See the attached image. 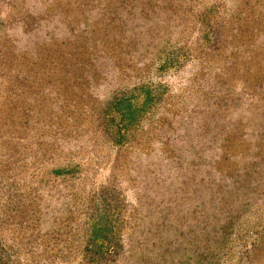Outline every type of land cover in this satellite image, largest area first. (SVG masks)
<instances>
[{"label": "trees", "instance_id": "1", "mask_svg": "<svg viewBox=\"0 0 264 264\" xmlns=\"http://www.w3.org/2000/svg\"><path fill=\"white\" fill-rule=\"evenodd\" d=\"M125 1L67 0L66 8L54 11V0H17L15 17L4 12L12 21L7 35L0 34V169L10 158L19 163L26 156L22 147H12L17 121L29 133L39 125L28 137L32 158L87 161L94 143L80 141L99 126L108 147L122 145L123 133L140 123L132 106V94L139 91L145 113L158 108L147 128L140 127L125 143H135L130 157L147 160L142 179L131 188L136 215L129 224L119 215L114 227L98 221V194L87 191L75 168L51 171L66 183L79 179V192L89 197L82 202L86 219L75 226L77 237L86 231L85 240L79 248L73 239L68 254L92 264H231L237 249L253 247L264 264L263 229L255 232L257 244H235L250 231L247 218L264 203V12L258 8L264 0H210L199 21L192 14L199 0H180L177 41L161 39L156 49L139 23L162 18L157 0H148L150 17L141 11L145 3ZM164 13L169 23L174 14ZM219 13L221 22L204 21ZM187 21L199 46L196 55L182 53L195 60L189 96L175 106L160 105L159 93L143 83L153 71L174 64ZM165 26L163 37L171 30ZM114 46H119L115 52ZM121 55L126 59L120 63ZM182 63L183 58L176 67ZM130 85V97L123 95ZM112 161L116 168L118 155ZM72 207L79 214L77 200ZM4 223L0 220V243L17 257L21 250L13 252V246L24 241L14 245L16 236L7 234Z\"/></svg>", "mask_w": 264, "mask_h": 264}, {"label": "rangeland", "instance_id": "2", "mask_svg": "<svg viewBox=\"0 0 264 264\" xmlns=\"http://www.w3.org/2000/svg\"><path fill=\"white\" fill-rule=\"evenodd\" d=\"M246 1L248 4H254V0ZM66 2L67 0H54V11L61 7L66 8ZM133 2L127 0L125 4H136L141 6L142 3H145L141 7V11L147 14V17H150L148 14L151 1L134 0ZM157 2L158 8L156 6V10L159 11L162 18L158 20L150 17L148 23H139V29L142 34L147 35L149 38H154L155 49L160 48V44L162 43L161 39L163 41L169 40V42L177 41L179 31L176 27L180 30L182 29L179 21L182 17L180 0H157ZM209 2L210 0H199L196 2L197 8L192 10V14L195 17L193 21L200 20L199 16L203 13ZM146 7L148 8L147 11L144 10ZM258 8L259 12H264V6H259ZM168 9L174 14L169 23L164 21V12ZM260 9L263 11H260ZM6 10L9 15L13 14V17H15L19 11L17 0L10 4H5V2L0 0V34L2 35H7L5 32L7 21H12V19L3 15ZM175 10L180 14V17ZM20 13L22 16L25 15L23 12ZM77 20L78 18L74 20L65 18V21L69 23H73ZM222 20V15L219 13L218 15H211L210 20L204 21L219 23ZM187 23L181 35L182 46L180 50H177L172 56L174 64L170 62V64H165L163 69L153 71L150 77L143 83V86H150L155 92L159 93L157 98L161 99L160 105L167 104L166 106H168L170 103L175 106L180 103V100L189 96L190 85L188 79L195 60L193 58H185V55L182 53L196 55L199 53V46L195 40V35L193 36L194 38L191 39L192 30L189 21H187ZM167 24H170L171 30L168 36L163 37L164 29L169 27L165 26ZM232 39L235 40V37ZM118 47L119 46H114L113 52H115ZM136 52H138V49ZM133 53L135 52L132 50L131 54ZM182 58L183 63L180 65L181 67H176ZM125 59L126 57L121 55L119 62L121 63ZM222 63L223 58H219L218 64ZM112 77L115 79L117 74H114ZM131 86L132 85L128 86L124 90L123 95L130 97V93L132 92L130 90ZM132 99V106L137 109L136 112L139 115L138 119H140V123L136 127L123 133V137L121 138L125 140L123 144H125L129 138L131 140V134L140 127L143 126V130L147 128V123L158 108H155V106L151 109L149 114L145 113L147 109H145L146 106H143L144 97L140 96L139 91L138 94L137 92L134 94V97L132 94ZM7 111L10 113V109H7ZM11 115L14 117V114ZM37 118H40V116ZM1 121L2 119L0 118V126L2 123ZM38 127L39 125H34L32 132L29 133L30 128L24 129V126L19 125L17 121L16 125L12 128V136H14V141H16L17 144L12 147L17 150L22 147L26 156L19 163H14V160L10 158L7 162L1 164L0 220H6L3 229H5L7 234L16 236L12 239L14 245L21 244L23 241L24 245L22 247L19 245L18 248L13 246L15 248L13 252H15V250H21L19 256L13 257L10 251L6 249L7 245L5 243H0V264H92V262L84 260L82 255L78 253H76L77 256L74 254L75 257L68 254V248L73 239L76 240V245H78L79 248H81L85 240V230L84 232L80 231L78 237L77 234H75L76 222L85 220L86 216L83 215L82 212L88 210L84 208L82 202H87L86 200L89 199V197H85L86 194L79 192V179H81L82 185L86 186L88 192L92 191L98 194V200L95 202V214L99 222H110L109 225L114 227L118 222L116 219L119 215L123 218L126 217L125 220L127 221H125V224H129L130 220L136 215L135 205L131 202L136 192L135 189L131 190V188L142 179L141 166L143 163H147V160L139 159L138 162L137 159L130 157L129 146L131 144L135 145L134 142L108 147L106 143L107 138L101 126L97 128L94 135L84 137L80 141L84 144L92 142L98 146V149H96L93 144V153L91 154L89 151H86L88 154V162L83 159H73L70 163H67L62 161L59 156H46L40 159L39 156L36 158L28 157L31 148L28 137L29 134L33 132L35 134ZM46 149L50 150L48 146H46ZM117 155L118 166L114 168L115 161H112V158ZM85 163L86 166H84ZM67 165L69 167H66ZM74 165H77V167H73ZM53 168H71V170L75 168L74 174H79L77 175L79 179L75 177L76 180L74 182L73 180L67 181V183L63 182L52 174L51 171ZM2 169L5 171H2ZM137 170L140 175L137 173ZM118 192L121 193V195H119ZM74 200H77V206L80 208L79 214H75V211H73L72 203ZM125 205H128V207L126 208ZM260 205V209L254 214V217L250 216L247 218V222L249 223L247 226H249L250 231L254 233L252 236H249L250 231L246 235H239L235 242L239 248L244 247V244L247 245L249 242L256 244L260 242V239H257V237H259V232L255 233L256 231L263 229L262 236L264 235V203L260 202ZM1 233L2 231H0V234ZM257 252V250H253V247L252 250L250 248H247V250L237 249L236 258L234 261L232 260L231 264H260V262L262 263V259ZM240 255L242 256L241 262L238 261L239 259L237 260ZM73 258L75 259L72 262Z\"/></svg>", "mask_w": 264, "mask_h": 264}]
</instances>
